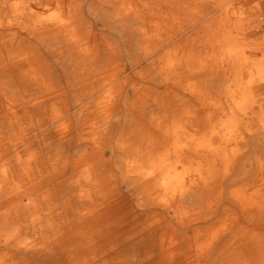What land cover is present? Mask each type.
I'll use <instances>...</instances> for the list:
<instances>
[{"label":"bare ground","instance_id":"1","mask_svg":"<svg viewBox=\"0 0 264 264\" xmlns=\"http://www.w3.org/2000/svg\"><path fill=\"white\" fill-rule=\"evenodd\" d=\"M263 4L0 0V264H264Z\"/></svg>","mask_w":264,"mask_h":264},{"label":"rangeland","instance_id":"2","mask_svg":"<svg viewBox=\"0 0 264 264\" xmlns=\"http://www.w3.org/2000/svg\"><path fill=\"white\" fill-rule=\"evenodd\" d=\"M263 7H264V4H263ZM230 14H232V13H230ZM226 15H229V13H226ZM224 13H222L221 11H215V12H213L210 16H208L207 17V19H205L204 21H202V22H200L199 23V25H202V24H205L207 21H211L213 24L214 23H218V22H220L221 20H223L224 19ZM234 16H238V14L237 13H235L234 14ZM244 17V16H243ZM205 36H206V38H208V35H201V36H199L198 37V39H199V41L201 42L202 40H204V39H206L205 38ZM208 54L209 55H211L212 54V51H209L208 52ZM38 96V92L36 93V96L35 97H37ZM86 107H88V106H86ZM154 108L152 107L151 108V110H153ZM202 132H199V135L201 134ZM139 137V138H138ZM141 137L142 136H136V135H134L133 136V143H134V145H133V147H132V151L134 150V151H137V150H141L142 149V144H141ZM133 155H132V160H133V156L136 154V153H132ZM136 156V155H135ZM18 157V155H14L12 158H11V160L12 159H16ZM15 163V162H14ZM130 164H131V162H130ZM133 164V163H132ZM131 164V165H132ZM48 165H46L45 166V170H46V172L45 173H47V171L49 172L50 170H49V168H51V166H48ZM206 239H208L207 238V236H205V238H203V239H201V241H200V243H203V242H205L206 241ZM226 248V246L224 247V249ZM224 251V250H223ZM222 251V252H223ZM221 252V253H222ZM221 253L220 254H218V256L216 257V260L221 256ZM197 254H200L199 253V250H197L196 252H195V254L190 258V259H188V261H186V262H183V264H192L193 262H194V260H195V258L197 257L196 255ZM23 257H22V256ZM19 258H26V259H28V260H30V261H32V262H34V263H36V264H50V263H48L47 261L46 262H42V261H40V260H38V259H36V258H33L31 255H23V254H20L19 256H18ZM215 260V261H216Z\"/></svg>","mask_w":264,"mask_h":264},{"label":"crops","instance_id":"3","mask_svg":"<svg viewBox=\"0 0 264 264\" xmlns=\"http://www.w3.org/2000/svg\"><path fill=\"white\" fill-rule=\"evenodd\" d=\"M202 122H203V124H205L206 119L203 120ZM199 132H202V133H203V132H204V128H196L195 131H194V130H190V133H191V134H195V135H197V136H199ZM202 133H201V134H202ZM201 134H200V135H201Z\"/></svg>","mask_w":264,"mask_h":264}]
</instances>
